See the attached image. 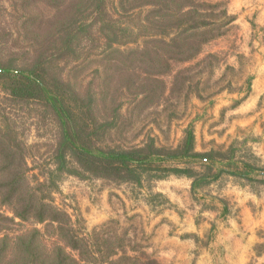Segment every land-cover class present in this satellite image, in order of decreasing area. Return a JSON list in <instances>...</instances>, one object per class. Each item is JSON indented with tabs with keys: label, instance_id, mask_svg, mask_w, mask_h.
<instances>
[{
	"label": "rangeland",
	"instance_id": "rangeland-1",
	"mask_svg": "<svg viewBox=\"0 0 264 264\" xmlns=\"http://www.w3.org/2000/svg\"><path fill=\"white\" fill-rule=\"evenodd\" d=\"M196 1L217 6L205 9L214 13L216 38L188 63L169 70L138 67L140 73L166 72L165 95L137 110L134 96L126 95L122 114L130 125L106 141L122 147L155 143L167 154L191 133L195 151L209 155L207 164L202 158L158 161V171L140 177H94L63 156L50 116L14 104L0 87V116L27 145L30 183L45 184L47 201L66 213L63 222L87 238L97 256L116 253L154 264H264V0ZM116 2L109 4L111 14L118 12ZM8 4L2 0L4 10L11 9ZM5 19L0 16V30L7 29ZM104 69L94 63L80 80L96 85ZM0 212L14 218L1 201ZM36 228L48 248L65 244L57 229L19 219L0 222V240Z\"/></svg>",
	"mask_w": 264,
	"mask_h": 264
},
{
	"label": "trees",
	"instance_id": "trees-1",
	"mask_svg": "<svg viewBox=\"0 0 264 264\" xmlns=\"http://www.w3.org/2000/svg\"><path fill=\"white\" fill-rule=\"evenodd\" d=\"M110 2L9 0L11 9L4 10L0 0V16L7 17L2 22L7 29L0 30V87L4 94L14 104L32 106L50 116L60 132L63 156L94 177H140L158 171V161L202 158L207 164L209 155L195 151L191 133L182 146L167 154L155 143L122 147L106 139L130 125L122 114L126 95L134 96L133 110L165 95L162 76L166 72L140 73L137 68L169 70L198 57L202 47L216 38L212 35L217 27L211 19L214 13L205 9L217 6L196 0H118V12L111 14ZM97 62L104 65V74L96 77L98 84L89 81L84 86L80 77ZM174 80L179 82V73ZM26 150L16 127L0 116V201L14 214L10 218L0 212V222L19 219L49 225L61 233L65 244L48 248L37 228L13 241L3 236L0 264L155 263L116 253L110 257L92 254L90 241L77 235L68 221L63 222L66 213L47 201L49 195L42 189L45 184L34 187L30 183ZM90 254L91 258L85 257Z\"/></svg>",
	"mask_w": 264,
	"mask_h": 264
}]
</instances>
